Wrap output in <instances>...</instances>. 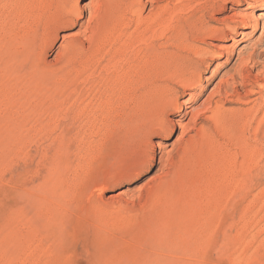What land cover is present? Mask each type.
Masks as SVG:
<instances>
[{
	"label": "rangeland",
	"instance_id": "1",
	"mask_svg": "<svg viewBox=\"0 0 264 264\" xmlns=\"http://www.w3.org/2000/svg\"><path fill=\"white\" fill-rule=\"evenodd\" d=\"M177 2L0 0V264H264V0Z\"/></svg>",
	"mask_w": 264,
	"mask_h": 264
},
{
	"label": "bare ground",
	"instance_id": "2",
	"mask_svg": "<svg viewBox=\"0 0 264 264\" xmlns=\"http://www.w3.org/2000/svg\"><path fill=\"white\" fill-rule=\"evenodd\" d=\"M78 1L79 0H64V7L66 9L72 8L73 10H75L74 12H76V11L80 12V8L78 7ZM177 1L178 2H177V4H175L176 6L174 7V10H173L174 13L171 15L172 19H170V20L171 21L172 20L180 21L181 19H190V18L200 19L202 21V23L199 27L195 28V31H193L194 32L193 34L195 36L201 35V37H202L205 34H209L214 29L210 26V24L208 22H205L204 16L210 10H215L219 6L221 7L222 3H225L227 0H177ZM259 12H260L259 15L256 17L255 28H260L261 22L264 18V9H262ZM248 18L249 17H244V19H242L241 23H243L245 26H249L250 25V21H249L250 18L249 19ZM193 47L196 48V45H193ZM196 49L197 50L194 49V51H196V53H197V51H199V49L198 48H196ZM260 88H261V91H259L261 93V100L259 102L260 104H259L258 108L255 110V112L253 113V115L251 117H248L245 120V125H246L248 133H250V131H252V129L253 130L257 129V131L259 129L257 127L258 125L255 128L254 124L257 122L256 120L258 119L261 110L264 109V83L260 84ZM246 111H248V110H246ZM217 112L218 111H216V114H217ZM220 112L221 111H219L218 113H220ZM221 113L223 114V112H221ZM213 116H216V115L213 114ZM222 116L224 117L225 115H222ZM217 117H218V115H217ZM217 117H216V119H217ZM218 120L220 121L219 118H218ZM263 120H264V117H263ZM178 122H179L178 127H181L182 123L180 121H178ZM254 135H255V133H254ZM244 137L246 140V151L245 152L243 151V152L245 153V155H247V157H252L255 155V152L258 149L257 144L255 142H252L250 137H247V136H244ZM255 138H256V136H255ZM180 139H181V137H179L177 140H180ZM256 140H258V138ZM241 149H243V147Z\"/></svg>",
	"mask_w": 264,
	"mask_h": 264
}]
</instances>
